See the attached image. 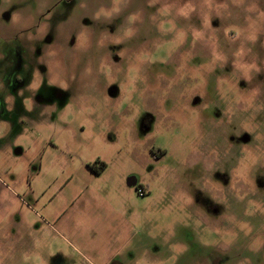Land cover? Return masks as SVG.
Masks as SVG:
<instances>
[{
  "label": "rangeland",
  "instance_id": "1",
  "mask_svg": "<svg viewBox=\"0 0 264 264\" xmlns=\"http://www.w3.org/2000/svg\"><path fill=\"white\" fill-rule=\"evenodd\" d=\"M0 264H264V0H0Z\"/></svg>",
  "mask_w": 264,
  "mask_h": 264
},
{
  "label": "flooded vegetation",
  "instance_id": "2",
  "mask_svg": "<svg viewBox=\"0 0 264 264\" xmlns=\"http://www.w3.org/2000/svg\"><path fill=\"white\" fill-rule=\"evenodd\" d=\"M47 42H48V44H49V43H50V40L47 39ZM11 65H12L13 69L16 68V69L18 70V69H21V68H22L21 65L16 66V67H15V64H11ZM19 86H20V87L23 86V81H22V80H21V83L19 84ZM55 95L57 96V98L62 97V95H61L60 92H58V91L55 92ZM38 100L42 101L41 99H38ZM6 106H7V104H6ZM10 106H13V103H11ZM161 155H162V154H160L157 158L159 159V158L161 157ZM90 168H91V170H92L93 172H95L96 175H100L101 172H102V171H101L96 165H95V166H92V167H90ZM131 184H132V185H131ZM126 186H127L129 189H131V188H135V189L139 192V194H140L141 196L144 195L142 189L139 188V179L136 178L135 176H131V177L127 180ZM138 188H139V189H138Z\"/></svg>",
  "mask_w": 264,
  "mask_h": 264
},
{
  "label": "trees",
  "instance_id": "3",
  "mask_svg": "<svg viewBox=\"0 0 264 264\" xmlns=\"http://www.w3.org/2000/svg\"><path fill=\"white\" fill-rule=\"evenodd\" d=\"M97 166L101 171H103L104 169H105V164H103V163H101V162H96L95 164H94V166Z\"/></svg>",
  "mask_w": 264,
  "mask_h": 264
},
{
  "label": "water",
  "instance_id": "4",
  "mask_svg": "<svg viewBox=\"0 0 264 264\" xmlns=\"http://www.w3.org/2000/svg\"><path fill=\"white\" fill-rule=\"evenodd\" d=\"M132 185V184H131Z\"/></svg>",
  "mask_w": 264,
  "mask_h": 264
}]
</instances>
